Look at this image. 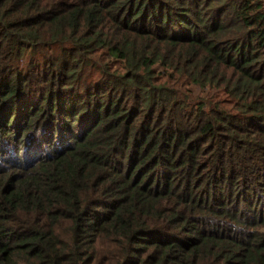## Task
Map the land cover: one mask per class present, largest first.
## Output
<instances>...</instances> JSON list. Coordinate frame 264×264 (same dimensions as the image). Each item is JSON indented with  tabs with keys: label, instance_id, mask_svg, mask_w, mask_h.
Returning a JSON list of instances; mask_svg holds the SVG:
<instances>
[{
	"label": "trees",
	"instance_id": "16d2710c",
	"mask_svg": "<svg viewBox=\"0 0 264 264\" xmlns=\"http://www.w3.org/2000/svg\"><path fill=\"white\" fill-rule=\"evenodd\" d=\"M0 264H264V0H0Z\"/></svg>",
	"mask_w": 264,
	"mask_h": 264
}]
</instances>
